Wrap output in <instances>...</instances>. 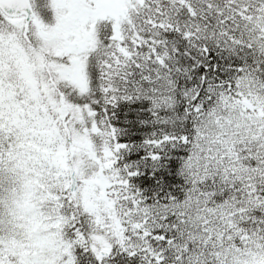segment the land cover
Returning a JSON list of instances; mask_svg holds the SVG:
<instances>
[{"label": "snow or ice", "instance_id": "6c2138e0", "mask_svg": "<svg viewBox=\"0 0 264 264\" xmlns=\"http://www.w3.org/2000/svg\"><path fill=\"white\" fill-rule=\"evenodd\" d=\"M0 264H264V0H0Z\"/></svg>", "mask_w": 264, "mask_h": 264}]
</instances>
